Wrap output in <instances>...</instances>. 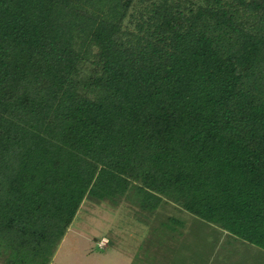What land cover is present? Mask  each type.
Segmentation results:
<instances>
[{"label": "trees", "instance_id": "1", "mask_svg": "<svg viewBox=\"0 0 264 264\" xmlns=\"http://www.w3.org/2000/svg\"><path fill=\"white\" fill-rule=\"evenodd\" d=\"M123 198L264 264V0H0V262Z\"/></svg>", "mask_w": 264, "mask_h": 264}, {"label": "rangeland", "instance_id": "2", "mask_svg": "<svg viewBox=\"0 0 264 264\" xmlns=\"http://www.w3.org/2000/svg\"><path fill=\"white\" fill-rule=\"evenodd\" d=\"M140 211V208L127 198L121 199L117 206L105 201L97 203L85 199L65 237L54 249L49 244L47 251L42 252L36 261L28 259L27 262L17 263L262 264L260 260L254 263L261 254L256 249L250 254L251 258H248L249 255L244 256L245 246H238L240 249L236 250L237 255L233 252L227 253L229 245L225 242V237H221L217 248L211 251L207 243L213 238H209L205 244H198V238L188 233L186 238L179 235L175 243L172 242L159 251L153 246L150 247L149 241L156 234L166 235L167 229L163 220L172 214L178 219L175 226L180 228V220L185 219L189 226L192 224V215L187 212L180 214L172 206L162 208L158 214L149 217L150 219L142 218ZM173 227L171 225L169 229ZM178 228L177 232H180ZM103 239L107 240V244L101 247ZM183 242L186 243L187 249L183 247Z\"/></svg>", "mask_w": 264, "mask_h": 264}, {"label": "built area", "instance_id": "3", "mask_svg": "<svg viewBox=\"0 0 264 264\" xmlns=\"http://www.w3.org/2000/svg\"><path fill=\"white\" fill-rule=\"evenodd\" d=\"M105 244H107V240H106V239H105V240L103 239V240L101 241V243H100V246H101V247H104L103 245H105Z\"/></svg>", "mask_w": 264, "mask_h": 264}]
</instances>
